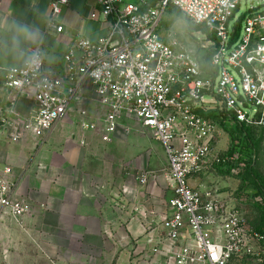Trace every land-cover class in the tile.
Masks as SVG:
<instances>
[{"label":"built area","instance_id":"obj_1","mask_svg":"<svg viewBox=\"0 0 264 264\" xmlns=\"http://www.w3.org/2000/svg\"><path fill=\"white\" fill-rule=\"evenodd\" d=\"M241 2L98 0L108 34L96 42L77 39L59 69L46 67L42 41L23 66H0V145L28 135L45 138L91 89L105 117L91 123L81 112L82 129L110 143L126 115L162 146L163 182L173 196L160 222L146 228L143 242L131 245V264H264V232L251 225L238 199L222 198L215 185L200 191L190 184L212 168L238 178L247 166L241 137L232 156L219 154L220 140L228 136L222 122L264 128V0H252L242 15ZM68 4L51 1L43 36L63 33L58 17ZM169 8L198 30L160 34ZM21 98L32 102L26 111ZM151 179L146 171L136 178L142 186ZM17 188L12 169H0V215L22 225L30 205L18 199ZM122 191L130 194L131 188ZM238 193L249 197L256 191L246 184Z\"/></svg>","mask_w":264,"mask_h":264},{"label":"crops","instance_id":"obj_2","mask_svg":"<svg viewBox=\"0 0 264 264\" xmlns=\"http://www.w3.org/2000/svg\"><path fill=\"white\" fill-rule=\"evenodd\" d=\"M51 1L0 0V66H23L42 41L46 67L59 69L63 55L77 39L96 42L108 34L98 0H69L58 17L63 33L51 31L43 36ZM19 103L25 111L32 105L26 98ZM83 104L103 116L88 114L86 120L101 124L104 111L95 93L86 89L81 101L45 138L28 135L17 144L0 145V169H12L18 199L30 205L22 225L0 215V264H131V245L143 242L146 228L160 222V206L148 190L154 177L147 186L136 180L144 163L140 165L135 156L148 146L141 128L153 139L138 120L123 115L112 142H103L98 133L81 128L82 111L79 117L74 112ZM127 118L141 128L131 123L128 128ZM133 143L137 154L130 151ZM202 178L191 180L192 187L204 191L207 187L199 183ZM161 181L168 198L161 204L166 209L173 194L163 177ZM124 186L131 188L130 194L123 193ZM134 207L141 212L133 211Z\"/></svg>","mask_w":264,"mask_h":264},{"label":"rangeland","instance_id":"obj_3","mask_svg":"<svg viewBox=\"0 0 264 264\" xmlns=\"http://www.w3.org/2000/svg\"><path fill=\"white\" fill-rule=\"evenodd\" d=\"M252 0H242L241 2V12L240 15L246 14L248 10L250 9ZM187 23L185 20L177 16L172 9H168L166 13L164 14L161 24L159 26L158 32L160 34H163L164 32H174L177 33L180 36H183L184 34H193L198 30V27L193 26L190 27V33L187 30ZM192 48H195V45H191ZM23 104V103H21ZM20 105V103H19ZM30 107H26V110H28ZM82 111L85 113V116L87 117L88 114L95 117H103L99 111L91 107L89 105H84L81 107V109H76L74 113L79 117L77 114L78 111ZM69 115V114H67ZM74 116V115H73ZM76 116V124H78L79 118ZM81 117H84L82 115ZM124 123L128 126V128H131V124H136L138 127L140 125L138 123L133 122L132 118H127ZM131 123V124H130ZM141 128V127H140ZM90 131V130H89ZM249 134L251 136V140L255 144V166L253 168V171L255 175H257V178H259L264 183V128L262 129H251L249 131ZM143 137H146L148 140V146L142 148L141 152L138 154L136 153L137 144L133 143L135 148H131V153H136L137 156H135L136 160L139 162V164H142V169L147 172H152V176L154 177V181L151 184L150 187H148L149 192L151 191L153 195L152 201L156 203V205L160 206L161 212H164L165 204L162 201L167 200V195L164 196L162 192V181L161 177L163 175V171L165 169V157L162 151V148L155 143L153 140L149 138V136L144 132V130L141 128V134ZM230 146V138L224 134L222 139L220 140V144L218 146V151L220 152V155H224ZM131 171L136 173L138 170H136L133 166L131 167ZM250 180H254L253 177L249 176ZM249 181V180H248ZM250 182V181H249ZM247 182V183H249ZM196 187H199V184L196 183V181L192 182ZM199 183H201L205 188H209L213 185L218 186L220 190L222 191L221 197L224 199H228L229 197L233 196L238 199V201L242 204L240 208H242L243 211L246 212L248 215L251 225L254 227H257L260 223V213L258 212L255 205L252 204L250 201L251 195L247 197L246 195L239 194L238 191L241 188V181L238 178H232L228 175H224L220 173L216 168H212L211 171L204 176ZM250 184V183H249ZM248 184V186H249ZM150 196V198H152ZM246 200V201H245ZM262 201V197H261ZM246 202V203H245ZM264 249V245L262 246Z\"/></svg>","mask_w":264,"mask_h":264},{"label":"trees","instance_id":"obj_4","mask_svg":"<svg viewBox=\"0 0 264 264\" xmlns=\"http://www.w3.org/2000/svg\"><path fill=\"white\" fill-rule=\"evenodd\" d=\"M171 9H172V11H174V13L177 16H179L180 18L185 20V22L187 23L188 32L190 31V27L195 26L192 23H190V21L185 16H183L181 13H179L176 9H173V8H171ZM208 59H209V56L207 55L201 61V64L203 67H205V65L209 61ZM206 116L218 117L214 113H208V114H206ZM222 127L227 132V134L230 138V147H229L228 151L226 152V156H232L234 154V152H235L234 147L238 144L237 138L241 137L242 138V145H241L242 153L250 158L248 163H247V166L245 167L243 172L238 176V178L241 181L242 190L245 188L246 184L248 185L250 183L248 187L250 189H253L256 191L255 194L251 195V198H252L251 202L253 205H255L258 212L260 213V223L257 227H255V229L258 232L263 233L264 232V183L259 178H257V175H255V173L253 171V168L255 166V161H256L255 160L256 150H255V144L251 140V136L249 134V131L251 129H262V128H249L243 124H236L233 127H229L225 122H222ZM249 176L253 177L254 180H250ZM247 182H249V183H247ZM256 197H262V201L261 202H254L253 199Z\"/></svg>","mask_w":264,"mask_h":264}]
</instances>
